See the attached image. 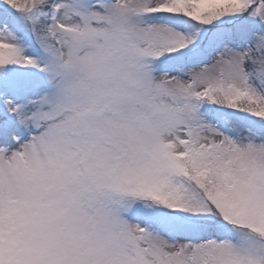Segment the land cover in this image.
Wrapping results in <instances>:
<instances>
[{"label": "snow or ice", "instance_id": "1", "mask_svg": "<svg viewBox=\"0 0 264 264\" xmlns=\"http://www.w3.org/2000/svg\"><path fill=\"white\" fill-rule=\"evenodd\" d=\"M0 264H264V0H0Z\"/></svg>", "mask_w": 264, "mask_h": 264}]
</instances>
